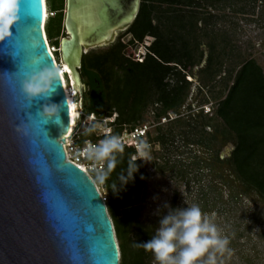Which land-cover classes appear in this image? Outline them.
I'll list each match as a JSON object with an SVG mask.
<instances>
[{
  "label": "trees",
  "instance_id": "obj_1",
  "mask_svg": "<svg viewBox=\"0 0 264 264\" xmlns=\"http://www.w3.org/2000/svg\"><path fill=\"white\" fill-rule=\"evenodd\" d=\"M256 1L141 0L135 20L125 31L130 36L126 42L117 40L99 54L88 52L81 57L78 72L84 85V115H94L97 120L112 118V134L120 136L124 130L139 127L150 107L156 122L161 118L168 121L165 130L155 126L154 137L146 134L149 153L154 143L168 152L166 148L180 136L186 145L195 144L207 150L217 164L225 163L245 192L264 199V73L253 58H244L232 44L226 28H216L217 22L226 17L213 13L227 8L243 13L244 6ZM54 4L53 8L48 6L52 16L44 32L47 40H53L50 46L59 49L58 38L65 36L64 0H55ZM51 23L55 29L50 27ZM145 37L152 41L142 62L127 57V46L142 43ZM198 66V92L206 93L201 103L213 100L212 113L208 115L199 108L193 114L188 107L183 115L180 109L191 85L185 77ZM170 114L175 118L169 120ZM88 129L74 140L76 145L99 139ZM226 143L233 148L222 160L216 146ZM133 154L127 147L116 154V167L103 183L108 194L105 207L118 247L119 264H150L151 252L133 246L147 242L156 230L154 225H144L138 218L137 206L148 180L144 166L137 161L134 180L122 188L119 180ZM162 160L161 165L151 160L149 164L159 171L173 168L179 179H185L180 161L172 162L169 157ZM203 166L209 169L211 164L204 161Z\"/></svg>",
  "mask_w": 264,
  "mask_h": 264
},
{
  "label": "water",
  "instance_id": "obj_2",
  "mask_svg": "<svg viewBox=\"0 0 264 264\" xmlns=\"http://www.w3.org/2000/svg\"><path fill=\"white\" fill-rule=\"evenodd\" d=\"M140 2L64 0L58 52L81 105L82 55L113 44L135 20ZM14 3L17 23L0 41V264H119L112 223L94 183L65 160L70 121L62 80L48 101H29L22 91L25 76L56 66L43 37L45 3ZM49 102L63 104L59 125L40 116ZM87 127V121L75 126L78 134ZM85 245V260H71Z\"/></svg>",
  "mask_w": 264,
  "mask_h": 264
},
{
  "label": "rangeland",
  "instance_id": "obj_3",
  "mask_svg": "<svg viewBox=\"0 0 264 264\" xmlns=\"http://www.w3.org/2000/svg\"><path fill=\"white\" fill-rule=\"evenodd\" d=\"M54 3L55 0H50L48 4L45 0L48 18L52 16L49 13L48 6L53 8ZM238 8L240 7L235 6V9ZM243 10V13L232 12L229 8L219 12L213 11L217 15L226 17L224 20L217 22L216 28H226L232 44L239 49L244 58H253L264 73V0H257L255 4H247L243 7ZM48 18L45 21L44 30ZM50 27L55 29L52 23ZM63 36L60 35L58 39ZM129 37L125 31L119 32L114 43L117 40L126 42ZM52 41L47 40V44L50 46ZM144 41L150 43L152 38L145 37ZM141 44L133 43L127 46L124 53H129L131 48H135V50L139 48L140 51L141 47L139 46ZM108 47L95 48L88 52L99 54ZM53 49L55 59L58 64H61L60 56L56 53L59 49ZM199 68V66L194 67L191 73L185 77L191 85L185 103L180 109V113L183 115H186L188 107L192 109L193 114H196L199 108L203 109V113L209 112L208 115L212 113L213 100L210 99L205 105L201 103L206 93L205 91L203 93L198 92V86L201 85L197 73ZM74 101L76 126L78 121H86V116L83 113V106L80 104V96L76 91ZM152 111L153 109L149 107L140 122V126L147 128L146 133H149L151 138L156 135L155 126L160 125L165 130L168 121V119L161 118L159 122H156ZM172 118H175V115L170 114L169 120ZM94 123L101 122L98 120L91 121L87 129ZM101 124L104 126L103 123ZM126 131L124 130L122 134ZM207 131L210 130L207 129ZM100 132L99 130L94 131L96 136ZM171 146L169 145L166 148L169 151L165 152V149L159 143L152 144L149 153L150 160L160 165L163 162L162 157H169L172 162L174 160L180 161L181 169L185 172V179H179L173 168L159 171L151 166L149 162L138 160L139 164L144 166L148 176L137 206L139 221L144 225H154L156 229L159 226L157 210L161 212V215L166 214V209L163 207L165 203L173 209L186 208L193 204L198 205L201 211L208 214L211 221L217 226L219 235L227 237L229 240L228 248L231 249V254L229 255L226 252L223 255H218V264H264V199L251 191L245 192L228 166L225 163L217 164L214 162L212 154H209L203 147L195 144L186 145L180 136L175 138V142ZM216 147H219L220 159L222 160L229 156L233 148L231 143ZM134 155H136V152L132 157ZM204 161L211 164L209 169L203 166ZM90 176L99 194L108 200L107 191L103 184L98 182L97 174H90ZM107 215L109 217L108 212ZM150 261V264H156L152 253Z\"/></svg>",
  "mask_w": 264,
  "mask_h": 264
},
{
  "label": "clouds",
  "instance_id": "obj_4",
  "mask_svg": "<svg viewBox=\"0 0 264 264\" xmlns=\"http://www.w3.org/2000/svg\"><path fill=\"white\" fill-rule=\"evenodd\" d=\"M14 12V0H0V41L11 35V29L17 23ZM33 62L35 63V61ZM61 73L62 70L56 66H45L39 71H33L22 81L21 87L24 95L29 101H48L56 92V85L61 79ZM62 107L63 104L45 103L40 111V116L45 124L49 121L57 125L61 124ZM98 130L104 133L103 138L95 144H86L82 154L88 160L102 162L106 165L103 170L97 173L98 182L103 184L116 167V154L123 152L124 143L120 136L108 135V130L101 123H94L88 129L89 132ZM23 134L28 135L27 128H23ZM148 149L149 145L143 140L136 144V155L130 159L127 171L119 177L121 188L134 180V176L138 172V160L149 162ZM113 187L115 188V185ZM163 207L166 209V214L161 215V212L157 210L159 226L154 235L143 244L133 245L142 247L146 252H151L156 264H218V255H223L226 252L231 254V249L228 248V238L219 235L217 226L211 221L208 214L201 211L198 205L193 204L186 208L173 209L165 203Z\"/></svg>",
  "mask_w": 264,
  "mask_h": 264
},
{
  "label": "built area",
  "instance_id": "obj_5",
  "mask_svg": "<svg viewBox=\"0 0 264 264\" xmlns=\"http://www.w3.org/2000/svg\"><path fill=\"white\" fill-rule=\"evenodd\" d=\"M149 44L150 43H146V41H144L139 46V47H141L140 51H139V48L136 50H135V48H131V51L126 54L127 57L131 58L133 61L142 62V60L144 58V56H143L144 48L146 46H148ZM49 48L51 50H53V47L48 46V49ZM50 49H49V52L51 53ZM94 120H97L94 115L86 116V121L88 122V125H90L89 123L91 121H94ZM98 121H100L101 123L104 124V128H106L108 130L107 134L112 135V129L109 126V123H111L113 121V119L112 118L101 119ZM146 131H147V128L145 126H139V127L132 129L131 131H126L124 134H121L120 137L124 143V147L130 148L134 152H136V144L141 140H143L144 142L146 140V134H147ZM69 132H68V135H66L64 138V143H62L63 150L65 152V160L72 163L73 165H75L79 169H81L92 180L90 174H94V173L97 174L98 171L103 170L104 164L102 162H93L91 160H88L82 154V150L84 149L86 144H88V143L95 144L99 140H101L104 136V133L100 132L97 135V137H99V139L97 141L85 140L82 142L81 145L78 146V145H76V143L74 141V138L79 135L76 131L75 126L73 128V131L70 134H69ZM92 182H93V180H92ZM99 195H100V198H101L103 204L105 205L106 198L101 196V194H99Z\"/></svg>",
  "mask_w": 264,
  "mask_h": 264
},
{
  "label": "bare ground",
  "instance_id": "obj_6",
  "mask_svg": "<svg viewBox=\"0 0 264 264\" xmlns=\"http://www.w3.org/2000/svg\"><path fill=\"white\" fill-rule=\"evenodd\" d=\"M43 3H45V1H43ZM43 8H44L43 10H44V23H45V21L48 18V14H47V9H46L45 5H43ZM43 37L46 40L44 33H43ZM53 50L50 49L51 54L54 58L56 67H59L62 70L61 80H62L63 88L65 90V94H66L67 102H68V106H69V121H70V129H69L70 132H69V134H70L73 131V128L75 126V119H76V106H75V101H74V96H75L74 83H73V80L71 78L70 70L68 69V67L63 62H61V64H58L57 60L55 59V57L53 55Z\"/></svg>",
  "mask_w": 264,
  "mask_h": 264
},
{
  "label": "snow or ice",
  "instance_id": "obj_7",
  "mask_svg": "<svg viewBox=\"0 0 264 264\" xmlns=\"http://www.w3.org/2000/svg\"><path fill=\"white\" fill-rule=\"evenodd\" d=\"M11 41V40H9ZM49 152V151H48ZM49 154L52 156L53 154L49 152ZM88 255V250H87V246L85 245V247L81 248L78 250V255L74 256V257H71L70 259L71 260H81V261H84L85 258L87 257Z\"/></svg>",
  "mask_w": 264,
  "mask_h": 264
}]
</instances>
